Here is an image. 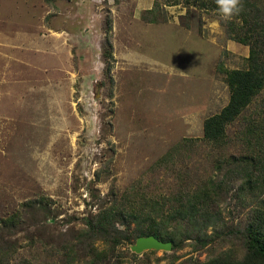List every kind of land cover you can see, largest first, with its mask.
<instances>
[{
    "label": "rangeland",
    "instance_id": "rangeland-1",
    "mask_svg": "<svg viewBox=\"0 0 264 264\" xmlns=\"http://www.w3.org/2000/svg\"><path fill=\"white\" fill-rule=\"evenodd\" d=\"M149 1L154 14L139 0H0L7 46L29 20L37 36L36 91L6 72L0 82V228L17 250L11 264H68L62 246L86 215L131 187L169 197L220 180L232 186L221 203L227 227L246 224L256 199L237 190L242 163L232 157L250 154L244 131L264 119V89L227 127L224 148L202 140V128L228 102L224 70L246 68L248 46L229 38L215 11ZM13 213L18 221L4 226ZM134 242L118 245L109 264L209 254L189 244L134 257Z\"/></svg>",
    "mask_w": 264,
    "mask_h": 264
},
{
    "label": "trees",
    "instance_id": "trees-1",
    "mask_svg": "<svg viewBox=\"0 0 264 264\" xmlns=\"http://www.w3.org/2000/svg\"><path fill=\"white\" fill-rule=\"evenodd\" d=\"M167 2L183 3L187 10L194 7L217 12L215 0ZM158 6V2L154 1L148 13L154 14ZM223 21L229 38L248 46L249 50L246 68L224 70L229 90L228 102L218 113L203 121L202 140L219 149L227 144V127L264 89L262 0H243L239 15L230 21ZM111 27L109 22L108 31ZM106 39L112 58V44ZM244 132L250 154L244 155L243 159L233 156L232 163H242L238 170L242 182L237 190L244 195L253 191L256 202L251 206L243 227L236 229L226 225L221 203L232 186H223L220 180L208 178L199 182L193 190L188 188L169 197L149 196L131 187L120 194L111 192L107 201L97 206L95 212L86 215L83 224L62 246L67 263L109 264V256L113 255L118 245L152 235L163 242H171V251L174 252L189 244L193 248H209L204 260L196 259L189 264H264V119L260 123H248ZM170 159L168 153L159 163ZM18 218L19 214L13 213L3 220V225L14 226ZM219 243L228 246L216 251L215 245ZM101 246L102 249H99ZM147 251L155 252L153 249ZM16 252L15 247L3 241L0 228V264H11L10 260ZM172 258L177 260L178 256L174 254Z\"/></svg>",
    "mask_w": 264,
    "mask_h": 264
},
{
    "label": "crops",
    "instance_id": "crops-1",
    "mask_svg": "<svg viewBox=\"0 0 264 264\" xmlns=\"http://www.w3.org/2000/svg\"><path fill=\"white\" fill-rule=\"evenodd\" d=\"M142 5L148 6L146 9L152 7V2L149 0H139ZM31 10V9H30ZM24 28V29H22ZM33 32V35L26 37V30ZM12 35L14 36L12 46L6 45V36L8 33L0 32V72L12 74V78H16L28 91H36V64H37V47H36V25L30 20L28 26L18 28L13 27ZM23 35V39H21ZM27 40V41H26ZM11 52H9V51ZM26 51L28 53H26ZM34 55V56H33ZM147 59V58H146ZM11 76V75H10ZM6 75H0V82L4 81ZM2 80V81H1ZM27 91V92H28Z\"/></svg>",
    "mask_w": 264,
    "mask_h": 264
},
{
    "label": "water",
    "instance_id": "water-1",
    "mask_svg": "<svg viewBox=\"0 0 264 264\" xmlns=\"http://www.w3.org/2000/svg\"><path fill=\"white\" fill-rule=\"evenodd\" d=\"M172 245L171 242H163L154 236H142L138 237L135 242L130 245V250L133 253L140 254L147 250H163L171 251Z\"/></svg>",
    "mask_w": 264,
    "mask_h": 264
},
{
    "label": "clouds",
    "instance_id": "clouds-1",
    "mask_svg": "<svg viewBox=\"0 0 264 264\" xmlns=\"http://www.w3.org/2000/svg\"><path fill=\"white\" fill-rule=\"evenodd\" d=\"M218 15L225 21H230L242 11L243 0H215Z\"/></svg>",
    "mask_w": 264,
    "mask_h": 264
}]
</instances>
